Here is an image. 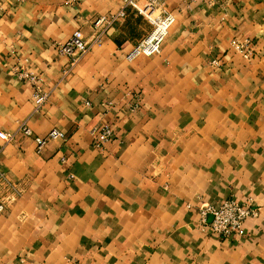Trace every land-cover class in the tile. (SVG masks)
Returning a JSON list of instances; mask_svg holds the SVG:
<instances>
[{
    "label": "crops",
    "instance_id": "obj_1",
    "mask_svg": "<svg viewBox=\"0 0 264 264\" xmlns=\"http://www.w3.org/2000/svg\"><path fill=\"white\" fill-rule=\"evenodd\" d=\"M134 2L175 16L160 53L129 57L155 26L126 0H0V132L15 136L0 137V264H264V0ZM123 9L65 75L57 45ZM24 69L43 75L40 109ZM25 123L67 139L39 153ZM228 199L260 208L243 237L202 221Z\"/></svg>",
    "mask_w": 264,
    "mask_h": 264
},
{
    "label": "built area",
    "instance_id": "obj_2",
    "mask_svg": "<svg viewBox=\"0 0 264 264\" xmlns=\"http://www.w3.org/2000/svg\"><path fill=\"white\" fill-rule=\"evenodd\" d=\"M130 4L138 8L134 0H126ZM139 9V8H138ZM139 11L146 15L154 24L153 32L144 40L140 42L129 55L134 58L139 54L152 55L160 53L163 42L175 22V16L171 13L164 16L153 17L154 7L148 6L144 10ZM126 16L125 9L121 10L112 17L101 16L95 21V33L93 39L87 38L81 29L75 32L64 42L57 45V50L70 58V64L65 70V75L69 74L74 66H76L83 57L92 49L93 46L102 44L105 36L106 28L114 21ZM232 48L244 58L251 60L254 55L252 42L249 39L240 40L233 39L231 41ZM214 68L222 65V59L216 58L210 62ZM20 78L29 81L34 86V98L37 109L42 108L48 101L49 92L42 87L44 81L43 75L29 69H24L20 73ZM112 104V103H111ZM140 106L139 98H136L132 109H138ZM23 134L29 137H34L37 144V151L41 153L51 140H66L67 135L57 128L53 129L47 136H35L33 130L28 124H23L21 127ZM93 143L99 150H104L107 143L114 136V128L109 124H102L96 126L92 130ZM0 137L9 142L14 139V135H9L5 132H0ZM0 183L8 187L9 182L2 170L0 163ZM1 195V194H0ZM6 210V202L0 196V213ZM260 209L255 207L251 201L239 202L234 199H228L219 205H208L201 210L202 221L205 226L214 234L223 239L239 238L246 234L247 224L251 218L259 216ZM212 217V221L208 223V217Z\"/></svg>",
    "mask_w": 264,
    "mask_h": 264
},
{
    "label": "rangeland",
    "instance_id": "obj_3",
    "mask_svg": "<svg viewBox=\"0 0 264 264\" xmlns=\"http://www.w3.org/2000/svg\"><path fill=\"white\" fill-rule=\"evenodd\" d=\"M247 201H250V200H247ZM246 201V202H247ZM208 205H210V204H208ZM208 205H206V204H204L203 206H201L200 207V209H199V213L201 212V210H203L204 208H206V206H208ZM255 206V205H254ZM260 209V208H259ZM201 214V213H200ZM260 214V213H259ZM256 218V217H255Z\"/></svg>",
    "mask_w": 264,
    "mask_h": 264
}]
</instances>
